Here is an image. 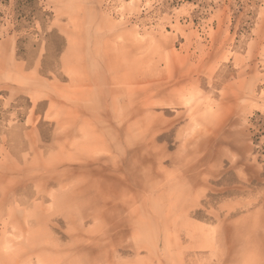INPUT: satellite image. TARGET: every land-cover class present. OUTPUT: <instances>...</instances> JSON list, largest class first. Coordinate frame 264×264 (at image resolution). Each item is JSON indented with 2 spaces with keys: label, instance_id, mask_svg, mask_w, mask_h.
<instances>
[{
  "label": "rangeland",
  "instance_id": "obj_1",
  "mask_svg": "<svg viewBox=\"0 0 264 264\" xmlns=\"http://www.w3.org/2000/svg\"><path fill=\"white\" fill-rule=\"evenodd\" d=\"M0 264H264V0H0Z\"/></svg>",
  "mask_w": 264,
  "mask_h": 264
}]
</instances>
